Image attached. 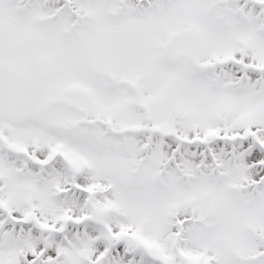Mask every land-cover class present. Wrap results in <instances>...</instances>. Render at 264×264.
Instances as JSON below:
<instances>
[{
	"label": "snow or ice",
	"instance_id": "obj_1",
	"mask_svg": "<svg viewBox=\"0 0 264 264\" xmlns=\"http://www.w3.org/2000/svg\"><path fill=\"white\" fill-rule=\"evenodd\" d=\"M0 264H264V0H0Z\"/></svg>",
	"mask_w": 264,
	"mask_h": 264
}]
</instances>
